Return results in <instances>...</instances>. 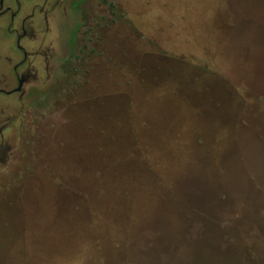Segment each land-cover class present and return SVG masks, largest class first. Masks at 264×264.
Listing matches in <instances>:
<instances>
[{
  "label": "rangeland",
  "instance_id": "obj_1",
  "mask_svg": "<svg viewBox=\"0 0 264 264\" xmlns=\"http://www.w3.org/2000/svg\"><path fill=\"white\" fill-rule=\"evenodd\" d=\"M113 4L0 169V264H264V0Z\"/></svg>",
  "mask_w": 264,
  "mask_h": 264
},
{
  "label": "flooded vegetation",
  "instance_id": "obj_2",
  "mask_svg": "<svg viewBox=\"0 0 264 264\" xmlns=\"http://www.w3.org/2000/svg\"><path fill=\"white\" fill-rule=\"evenodd\" d=\"M113 7V0H0V169L21 148H16L18 134L23 139L33 126L37 129L32 119L45 115H33L29 106L49 97L63 100V74L81 30L88 51L96 40L93 31L111 24ZM66 22L74 28L65 44Z\"/></svg>",
  "mask_w": 264,
  "mask_h": 264
},
{
  "label": "trees",
  "instance_id": "obj_3",
  "mask_svg": "<svg viewBox=\"0 0 264 264\" xmlns=\"http://www.w3.org/2000/svg\"><path fill=\"white\" fill-rule=\"evenodd\" d=\"M158 236L162 237L163 239H166V234L164 232H158ZM173 236L170 240L173 239ZM168 240V239H167ZM184 240L182 237H177L173 240L172 243L168 242L164 247L163 245H158V251L156 252L158 258L161 257L163 260L160 263H157L154 258H152L154 261H151L150 264H231L230 261H228L230 258L226 259L222 253H216V251H213V248L211 246L202 245L198 243H192L191 242L187 245H181L178 247V245H175L179 243L180 241ZM182 250H187V253L185 255H189L188 259L186 258V261L182 262V254L184 252ZM258 261V260H257Z\"/></svg>",
  "mask_w": 264,
  "mask_h": 264
}]
</instances>
